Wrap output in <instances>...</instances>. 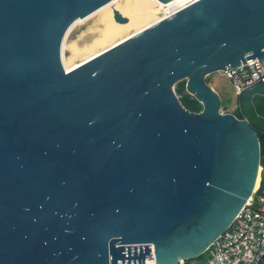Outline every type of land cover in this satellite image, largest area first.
<instances>
[{"label":"water","instance_id":"water-1","mask_svg":"<svg viewBox=\"0 0 264 264\" xmlns=\"http://www.w3.org/2000/svg\"><path fill=\"white\" fill-rule=\"evenodd\" d=\"M108 1L0 0V264H174L253 192L257 131L205 77L261 61L264 0H195L66 70Z\"/></svg>","mask_w":264,"mask_h":264},{"label":"built area","instance_id":"built-area-1","mask_svg":"<svg viewBox=\"0 0 264 264\" xmlns=\"http://www.w3.org/2000/svg\"><path fill=\"white\" fill-rule=\"evenodd\" d=\"M260 59L221 71L236 95L264 83V57ZM257 178L251 196L229 227L202 253L204 257L181 259L174 264H264V155L261 153Z\"/></svg>","mask_w":264,"mask_h":264},{"label":"bare ground","instance_id":"bare-ground-1","mask_svg":"<svg viewBox=\"0 0 264 264\" xmlns=\"http://www.w3.org/2000/svg\"><path fill=\"white\" fill-rule=\"evenodd\" d=\"M191 1L110 0L70 24L61 43V62L66 70L72 69Z\"/></svg>","mask_w":264,"mask_h":264},{"label":"rangeland","instance_id":"rangeland-1","mask_svg":"<svg viewBox=\"0 0 264 264\" xmlns=\"http://www.w3.org/2000/svg\"><path fill=\"white\" fill-rule=\"evenodd\" d=\"M205 82L219 93L221 99L220 111L222 113H232L238 117V113L243 111V118H246L250 124L258 125L264 129V111H258L255 103L258 97L264 96V84L256 85L252 90H246L242 94L236 95L230 82L221 71L208 74L205 77ZM173 87L179 100L187 95L193 97L186 89L185 78L177 81Z\"/></svg>","mask_w":264,"mask_h":264},{"label":"trees","instance_id":"trees-1","mask_svg":"<svg viewBox=\"0 0 264 264\" xmlns=\"http://www.w3.org/2000/svg\"><path fill=\"white\" fill-rule=\"evenodd\" d=\"M264 83L258 84L259 85H263ZM252 90V89H251ZM180 102L182 103V105L184 107H186L188 110L190 111H194V112H198L201 110L202 105L199 103V101H197L194 97H190L189 95L180 98ZM256 103V108L259 110H263L264 111V96H260L255 100ZM240 115V116H239ZM238 117L242 118L244 117V112L240 111L238 113ZM252 125V124H251ZM256 131H257V135L260 141V153L262 155H264V129L260 128L258 125H252ZM202 258L204 257V254L199 255L197 258Z\"/></svg>","mask_w":264,"mask_h":264}]
</instances>
